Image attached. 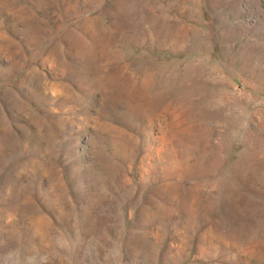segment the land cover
Here are the masks:
<instances>
[{"label":"rangeland","instance_id":"rangeland-1","mask_svg":"<svg viewBox=\"0 0 264 264\" xmlns=\"http://www.w3.org/2000/svg\"><path fill=\"white\" fill-rule=\"evenodd\" d=\"M0 264H264V0H0Z\"/></svg>","mask_w":264,"mask_h":264}]
</instances>
